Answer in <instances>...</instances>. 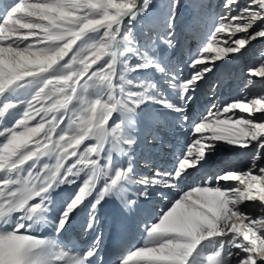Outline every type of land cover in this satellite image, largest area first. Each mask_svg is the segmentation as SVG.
Listing matches in <instances>:
<instances>
[{
  "label": "snow or ice",
  "instance_id": "1",
  "mask_svg": "<svg viewBox=\"0 0 264 264\" xmlns=\"http://www.w3.org/2000/svg\"><path fill=\"white\" fill-rule=\"evenodd\" d=\"M221 6L185 60L208 0L0 3V264H108L103 205L135 217L173 192L115 264H264V93L190 114L218 62L264 39V0ZM246 77L245 88L264 81V54ZM173 120L188 124L185 140L160 169L144 150ZM220 145L249 165L189 184ZM81 214L84 247L68 235Z\"/></svg>",
  "mask_w": 264,
  "mask_h": 264
},
{
  "label": "bare ground",
  "instance_id": "2",
  "mask_svg": "<svg viewBox=\"0 0 264 264\" xmlns=\"http://www.w3.org/2000/svg\"><path fill=\"white\" fill-rule=\"evenodd\" d=\"M4 2L5 0H0V3ZM222 2L223 0H208V3L212 6L210 15L204 17L198 23L195 37L193 38L189 35L188 39L185 41L183 49V58L185 60L188 58V43H192L193 47L191 50L194 51L199 45L202 36L211 29L213 24L212 16L223 11L221 6ZM184 19L185 16H182L181 21ZM262 42H264V39H258L252 42L248 51L245 52L243 56H236L235 58H229L226 61L218 62L216 70L209 74L206 80L197 89L195 99L190 106L191 115H199L209 103H223L234 98H239L241 93L249 97H255L259 95V93H262L261 91L259 92V90H254L256 89L255 85L260 82H262V85L264 84V81L259 79L245 88L247 82L246 69L253 63H258L262 54H264V44L260 49L261 52L255 53L257 47ZM175 59L179 61L181 59V53L178 52ZM228 74H230V76ZM242 76L244 78L241 79ZM231 79L233 80L232 82L230 81ZM239 81L243 82L242 86L239 84ZM214 85H218V87H213L212 92L209 94L208 89L210 86ZM213 92H215V96H213ZM199 104L201 105L199 106ZM190 122L191 121H189V123ZM187 128V123L181 127L173 120L162 133L161 141L156 142L155 147H146L144 155L150 157L156 167L160 169H171L179 153V148L184 143ZM223 148L228 152L225 156L221 155V149ZM69 163H71V161H69ZM249 163V158L244 152L227 145H220L218 152L210 157L203 168L198 172H193L188 183H198V178L215 172L225 166L246 168ZM139 167L142 174H151L150 169L144 167L143 160H141ZM173 195H175L174 192L169 193L168 199H171ZM168 199H162L159 195H154L150 202L142 205V210L135 217L128 214L126 210L123 209L122 204L116 199H110L103 205L99 214V231L103 236V246L105 248L103 255L108 264H115L120 253L127 250L130 245L141 244L143 242V226L140 224V221L148 220L152 215L157 213L159 209L163 208L168 203ZM82 223L83 214L77 218L73 229H71L69 233L77 236L84 247L91 242L92 236L83 230L81 227ZM138 225L139 227H137Z\"/></svg>",
  "mask_w": 264,
  "mask_h": 264
},
{
  "label": "rangeland",
  "instance_id": "3",
  "mask_svg": "<svg viewBox=\"0 0 264 264\" xmlns=\"http://www.w3.org/2000/svg\"><path fill=\"white\" fill-rule=\"evenodd\" d=\"M190 43V44H189ZM188 43V45H187V49H188V51H189V49H192V47H193V45H192V43L191 42H189ZM264 44V42H262V43H260L259 44V46L257 47V50L255 51V53H258V52H261L260 51V49H261V47H262V45ZM229 76H230V74H228ZM228 75H226L227 77H229ZM232 75V74H231ZM230 78V77H229ZM242 78H244L243 76L241 77V79ZM231 82L233 81L232 79L230 80ZM239 84L242 86L243 85V82H241V81H239ZM255 88L256 89H254V90H259V92L261 91L262 93L264 92V84L262 85V82H260L259 84H257V85H255ZM212 90H213V86H210V88L208 89V92H209V94L212 92ZM260 94V93H259ZM201 104H199V106H200ZM207 106V105H206ZM206 106H205V108H206ZM204 108V109H205ZM204 109H203V111H204ZM221 151H222V153H221V155H223V156H225L226 155V153L228 154V152H227V150L225 149V148H223V149H221Z\"/></svg>",
  "mask_w": 264,
  "mask_h": 264
}]
</instances>
